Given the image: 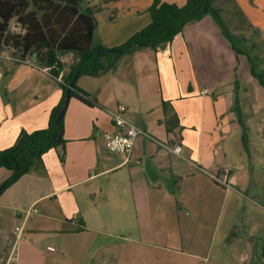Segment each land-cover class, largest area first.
Here are the masks:
<instances>
[{"label":"crops","instance_id":"0c3cea01","mask_svg":"<svg viewBox=\"0 0 264 264\" xmlns=\"http://www.w3.org/2000/svg\"><path fill=\"white\" fill-rule=\"evenodd\" d=\"M157 1L186 3L85 0L81 6V0L78 9L93 12L92 45L115 48L149 24L148 9ZM212 5L238 16L257 35L261 55L248 38L243 40L249 51L237 47L236 53L207 15L160 48L122 56L114 70L77 77L75 86L95 105L71 98L63 114V147L46 151L0 193V264H205L207 258L193 247L203 245L198 235L204 219L231 195L211 178L224 168L230 170L227 181L233 188L243 185L254 208L244 204V240L231 227L220 244L244 242L243 258L264 264V218L257 211L264 210V179L259 189L252 188L239 123L240 118L247 131L252 115L241 107L244 85L254 79L249 59L264 74V0ZM9 32L23 29L11 20ZM58 60L62 76L75 55L60 53ZM32 64L0 61V151L21 131L45 129L61 100L58 76ZM119 104L126 106L125 118L154 140L137 137L128 161L108 153L102 137L117 132L109 113ZM260 133L264 139V130ZM159 144L180 151L173 154ZM10 175L1 168L0 185ZM30 206L38 213L24 219L22 211ZM18 226L23 238L15 244Z\"/></svg>","mask_w":264,"mask_h":264},{"label":"trees","instance_id":"16d2710c","mask_svg":"<svg viewBox=\"0 0 264 264\" xmlns=\"http://www.w3.org/2000/svg\"><path fill=\"white\" fill-rule=\"evenodd\" d=\"M81 0H0V52L12 49L21 59L27 58L39 66L49 68L56 78L62 69L58 60L60 53H73L75 60L67 74L61 76L59 87L62 97L52 110L45 129L26 133L21 131L15 143L0 151V169L11 172L1 183L0 193L28 173L35 160L51 148L63 147V118L55 125L54 120L70 83L77 77L97 76L114 70L119 59L141 48L157 49L171 40L190 23L209 15L220 28L236 53L234 37L229 33L219 9L213 7L214 0H186L182 7L155 2L148 9L150 22L134 33L125 43L115 48L93 46L95 28L93 12L78 9ZM14 20L22 29L20 34L9 32V23ZM251 64V75L264 88V74L256 73ZM76 77V78H77ZM76 99L86 106L95 105V100L75 86L70 91V99ZM241 141L246 149V128L241 119ZM62 156L60 160L62 161Z\"/></svg>","mask_w":264,"mask_h":264},{"label":"rangeland","instance_id":"374dc122","mask_svg":"<svg viewBox=\"0 0 264 264\" xmlns=\"http://www.w3.org/2000/svg\"><path fill=\"white\" fill-rule=\"evenodd\" d=\"M84 2L85 0H82L81 6ZM231 9L232 7L227 6L228 12H230ZM221 17L225 27L234 37L237 47L246 50L247 46L244 43L243 38L245 41L248 38V44H250V42L251 44L253 42L258 44L255 48V54L257 56L261 55L263 51L260 49L262 46L259 44L260 41H258L259 39H257V35H251L252 32L245 27L244 23L238 16L228 17L224 13H221ZM12 51V49L6 48L5 54L15 55ZM254 69L256 73H261L259 63H254ZM244 86L246 89V98L241 102V107L250 110L252 114L247 116L246 120L248 149L243 148L245 152H247L245 167L255 181V185H253L252 188L259 189L262 186H260V180L264 179V139L260 137V130H264V88L261 87L255 79H252ZM243 187V185L239 184L233 188L232 191H230L231 195L225 205L221 207V204H219L218 207L216 206V209L214 206L213 214L209 212L210 215L204 219V228L202 229L201 234L198 235V237L202 239L203 245L197 248L193 247V251H196V253L207 258V263L205 264H249V261L243 258L246 251L244 242L238 246L220 244V240L223 237L221 235L228 233L231 227H235L233 231H235L234 234L236 237H240L241 240H244L245 238V230L243 228L244 204H248L251 208H254V204L249 201V197L245 198V196L249 194ZM261 205L264 207L263 203ZM257 211L259 214H262L264 218V210L258 209ZM217 218L219 222L216 226L215 222ZM212 236L214 239L211 242ZM198 264L203 263L200 262Z\"/></svg>","mask_w":264,"mask_h":264},{"label":"built area","instance_id":"2783aa9c","mask_svg":"<svg viewBox=\"0 0 264 264\" xmlns=\"http://www.w3.org/2000/svg\"><path fill=\"white\" fill-rule=\"evenodd\" d=\"M0 61H6L11 63L17 64H25L34 66L27 58L21 59L17 55H6L5 51L0 52ZM43 71H46L43 69ZM58 81L61 80V76H58ZM206 93V90H203L201 94ZM126 106L119 104L115 107L113 111L109 113L111 122L113 126L117 129L116 133H104L102 135L103 142H104V149L113 155H117L123 158L124 161H128L131 153L133 151V147L135 144V140L139 136H145L148 139L153 140L149 136H147L143 131L139 130L133 124H131L126 118ZM154 141V140H153ZM160 146L164 147L166 150L173 154H178L180 151L179 146H175L174 148H168L159 144ZM230 173L228 168H224L220 170L218 173L211 175L212 180L222 186L226 190H232L233 186L227 181V177ZM24 214V219L36 215L38 210L33 206H30L22 211ZM13 234L15 236L16 242L15 244L22 240L23 238V227L18 226L14 229ZM16 253V249L14 251ZM12 260H16V257H12Z\"/></svg>","mask_w":264,"mask_h":264},{"label":"water","instance_id":"95a60500","mask_svg":"<svg viewBox=\"0 0 264 264\" xmlns=\"http://www.w3.org/2000/svg\"><path fill=\"white\" fill-rule=\"evenodd\" d=\"M76 77H77V75L74 76L73 81L70 83L67 90L65 91L64 98H63L62 103L59 106V109H58L57 114L55 116V120H54L55 125H57L60 122V120L63 118V114H64L65 109L67 107V104L70 100V91L73 89V85H74V81H75ZM1 188H2V186H0V189Z\"/></svg>","mask_w":264,"mask_h":264}]
</instances>
